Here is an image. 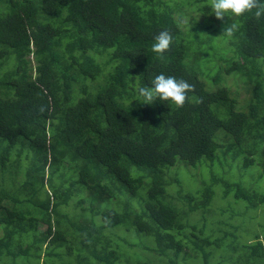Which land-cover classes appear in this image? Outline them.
I'll return each instance as SVG.
<instances>
[{"label":"trees","instance_id":"1","mask_svg":"<svg viewBox=\"0 0 264 264\" xmlns=\"http://www.w3.org/2000/svg\"><path fill=\"white\" fill-rule=\"evenodd\" d=\"M231 20L209 0H0V264H264V18ZM161 73L194 85L182 108L138 100Z\"/></svg>","mask_w":264,"mask_h":264},{"label":"clouds","instance_id":"2","mask_svg":"<svg viewBox=\"0 0 264 264\" xmlns=\"http://www.w3.org/2000/svg\"><path fill=\"white\" fill-rule=\"evenodd\" d=\"M209 6L215 17L221 21L227 16L241 17L245 13H252L256 20L264 18V2L261 0H209ZM239 25L231 20L226 24L222 33L231 38L238 31ZM155 43L152 45V52L162 59L166 51L170 49L173 36L167 29L162 30L154 37ZM194 91V85L189 84L184 79H177L173 76L159 74L151 81L150 87H140L138 89V99L143 104L151 105L157 99L160 101L171 102L177 108H182L187 99V93ZM43 107L40 112H43Z\"/></svg>","mask_w":264,"mask_h":264},{"label":"rangeland","instance_id":"3","mask_svg":"<svg viewBox=\"0 0 264 264\" xmlns=\"http://www.w3.org/2000/svg\"><path fill=\"white\" fill-rule=\"evenodd\" d=\"M230 82H233V81L230 80ZM178 164H179V163H178ZM176 168H179V165H177ZM179 169H180V168H179ZM258 172H259V171H258ZM181 174L184 175V173H181ZM253 174H255V175L252 176L251 174H250V175H249V174H247V175L245 174L246 176H245V175H242V176H241V177L245 176L244 181H245V183H246L249 187H251V185H252V187H254V186H257V184H258V182H256L257 174H258V173H253ZM186 183H187L188 188H189V189H192V186H191L188 182H186ZM192 184H193L194 186L197 185V180H196V181H195V180L192 181ZM259 187H260V189H263V188H264V182H262V183L259 185ZM171 192H174V193H175L173 187L171 188ZM189 192H194V191H192V190H191V191H188V190H186V188L184 189V194H187V193H189ZM215 201H216L215 203H220V204H222V203H226V201L223 199V197H221L220 194L217 196V198H216ZM195 204H196V202H195ZM237 205H240V203H236V206H237ZM199 212H200V211H199ZM194 213H198V212H194ZM240 220H241V218H240ZM0 234H2L1 230H0ZM238 235H239L238 239H243L242 231H239V232H238ZM246 239H247V237H246ZM253 240H254L253 238L248 237V241H253ZM237 244H238V243H237ZM222 255L228 257V255H230V254L227 253V252L224 251V250H222V252H220V251H215V252L213 253V256H212V261H215V260L220 259V258L222 257ZM1 263L4 264V262H1ZM194 263L196 264L197 261H194ZM122 264H131V261H130V259H129V261L125 260L124 262H122Z\"/></svg>","mask_w":264,"mask_h":264}]
</instances>
